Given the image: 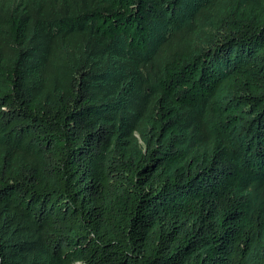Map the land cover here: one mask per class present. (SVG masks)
<instances>
[{
    "label": "trees",
    "instance_id": "trees-1",
    "mask_svg": "<svg viewBox=\"0 0 264 264\" xmlns=\"http://www.w3.org/2000/svg\"><path fill=\"white\" fill-rule=\"evenodd\" d=\"M0 264H264V0H0Z\"/></svg>",
    "mask_w": 264,
    "mask_h": 264
}]
</instances>
